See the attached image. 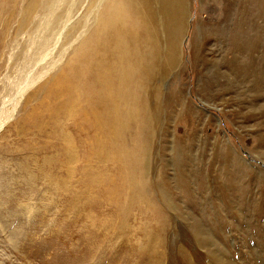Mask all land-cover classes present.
<instances>
[{
	"label": "bare ground",
	"instance_id": "obj_1",
	"mask_svg": "<svg viewBox=\"0 0 264 264\" xmlns=\"http://www.w3.org/2000/svg\"><path fill=\"white\" fill-rule=\"evenodd\" d=\"M155 2L163 18L157 17L154 0H99L92 24L66 60L28 94L13 126L20 162L14 171L6 164L0 173L9 213L19 220L8 236L18 252L43 261L41 254L49 248L52 264H71L76 254L82 264H96L105 253V239L118 236L121 243L129 242L130 222L139 215L142 220L135 225L143 240L132 243L131 250L143 253L146 264H161L169 221L154 194L164 199L167 194L164 179L151 180L146 167L155 115L148 92L161 66L156 28H163L171 48L182 33L184 6L183 0ZM57 7L55 0H0V56L17 41L11 55L20 61L15 104H2L0 125L43 77L44 72L28 74L27 68L46 53L61 18ZM21 33L27 35L23 41L17 38ZM172 53L166 64L175 59ZM3 87L8 95L11 89ZM97 197L102 204L93 203ZM48 206L56 210L43 238L39 230L47 225ZM3 223L0 219V227ZM76 232L80 245L72 241Z\"/></svg>",
	"mask_w": 264,
	"mask_h": 264
},
{
	"label": "rangeland",
	"instance_id": "obj_2",
	"mask_svg": "<svg viewBox=\"0 0 264 264\" xmlns=\"http://www.w3.org/2000/svg\"><path fill=\"white\" fill-rule=\"evenodd\" d=\"M155 1L157 17L163 18ZM55 2L61 18L51 42L42 59L27 68L28 74L44 72L43 77L19 97L12 117L0 125V173L6 164L14 171L20 162L13 126L28 94L66 60L99 6V0ZM183 6L182 33L171 48L163 28H156L161 66L152 81L155 94L152 88L148 92L155 115L146 167L151 180L164 179L167 194V199L154 194L169 221L161 264H264V0H183ZM17 19L11 21L10 37ZM26 37L21 33L17 38ZM16 45L13 41L0 56V109L15 104L11 99L20 61L11 52ZM170 52L175 59L169 65L165 57ZM4 85L11 89L8 95ZM6 189L0 186L1 264H52V249L41 254L42 261L18 252L15 241L10 244L9 233L19 220L9 213ZM55 210L45 209L47 225L39 230L43 238ZM101 210L109 213L107 207ZM141 220L136 215L130 222L129 242L121 243L118 236L105 239L103 259L95 263L146 264L145 255L130 247L143 240L135 225ZM74 235L73 243L82 244L80 235ZM78 257L71 264H82Z\"/></svg>",
	"mask_w": 264,
	"mask_h": 264
}]
</instances>
